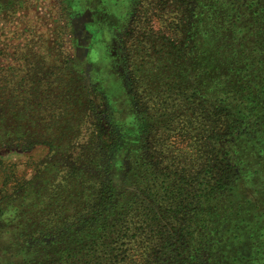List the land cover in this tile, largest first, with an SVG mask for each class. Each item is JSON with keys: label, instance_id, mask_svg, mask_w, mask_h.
I'll list each match as a JSON object with an SVG mask.
<instances>
[{"label": "rangeland", "instance_id": "rangeland-1", "mask_svg": "<svg viewBox=\"0 0 264 264\" xmlns=\"http://www.w3.org/2000/svg\"><path fill=\"white\" fill-rule=\"evenodd\" d=\"M164 2L170 6L169 0H0V264H57L62 248L94 241L85 225L76 224V215L101 184H112L123 204L136 202L145 215L141 219L162 232L166 248L174 252L165 264H264V57L248 45L247 56L232 59V47L215 41L213 56H222L216 70L239 72L227 75L228 85L245 84L246 78L238 90L244 95L250 89L254 113L241 122L243 136L214 151L219 171L222 165L234 168L233 190L189 206V180L200 182L208 164L197 147L200 113L193 125L184 113L170 129L150 125L152 130L143 131L139 123L148 112L158 120L178 110L171 103L153 112L137 108L125 60L131 52L143 71L149 68L143 60L156 49L161 54L166 44L165 51H172V42L180 39L184 45L187 37L203 51L206 27L214 34L225 26L229 38L232 34L239 42L241 35L232 6L229 24L220 17L202 29L198 25L195 37L191 26L189 34L181 31L180 18L170 7L162 8ZM259 3L253 10L264 9ZM258 16L260 24L250 12L252 28L241 31L264 33V12ZM187 53H182L188 58L183 65L174 62L175 70L150 72V86L138 88L136 97H164L167 85L160 78L173 81L182 66L188 86L202 88L201 63ZM110 126L120 135L115 146ZM52 227L63 231L40 239ZM103 233L97 231L100 237ZM150 237L132 238L127 254L135 251L126 264H143L134 254L146 251Z\"/></svg>", "mask_w": 264, "mask_h": 264}, {"label": "trees", "instance_id": "trees-1", "mask_svg": "<svg viewBox=\"0 0 264 264\" xmlns=\"http://www.w3.org/2000/svg\"><path fill=\"white\" fill-rule=\"evenodd\" d=\"M258 2H260L259 4H263L264 0H169L168 3H170V6L169 4L165 5L166 3L164 2L163 5L165 6L162 8L170 7L169 12H175V17L178 19L180 18L179 20L182 22L181 31L186 30L189 34L190 31L188 29L189 26H191V29L195 33V37H197L195 29L198 27V25H201L202 29L203 26H208V24H210L215 19L216 21L219 20L220 17H223V19H225V23L229 24V20L232 17V14L229 13V8L231 6L234 7V20L239 26L238 28L240 31H238V33L241 35V41L239 42L238 39L232 38V34H230V39L228 35L230 30L225 26H221L220 30L214 31V34L213 30L212 34L208 32L206 27L205 31L202 30V36L204 41H207L206 43L209 46L206 44L207 48L203 50L204 52L199 49L198 41L192 39L193 42H191L190 38L187 37L186 44L182 45V42L180 39H178L176 43L172 42V51L166 52L165 50L167 45L165 44L163 45L165 48L163 46L160 48V50L163 51L161 54L160 52H156L158 51L156 49L154 56H151V58L147 61L144 59L143 61H145V64L149 68H145L143 71L141 66L144 67V64L137 66L136 61L134 60V54H131V52L127 54L125 60L129 67V69L127 67V75L129 78L130 89L132 90V95L137 108L145 109L147 112L150 108H152L151 110L153 112L156 106L162 107L171 103V108L178 110L174 111L173 113H169L165 115L166 117L158 120H154V116H152V114L149 112H146V118L141 120V123H139L141 128L143 126V131L148 132L149 129L152 130L150 125L153 129H155V126L159 129L168 127V129H170L174 126V124H176V120L184 113H187L188 115L187 120L189 121V124L193 125V119L195 115L200 113V118H202V139L200 142H197V147L201 151H204L202 156L205 158V161L208 162V164H206L203 168L204 176L200 182L194 178L189 180L187 191V198L190 199L189 206L193 204L194 200H197L198 202L202 199L208 201L214 198L217 194H220L221 196L225 194V192H231L233 190V185L235 183L234 179L237 177L236 173L234 172V168H232L230 165H222L219 171L218 166H214V161H217L218 159L217 156H213L215 154L214 151L219 149L223 143L228 144L233 141V138L237 140L243 136V133H239L241 122L250 120V113H254V111L253 106L249 104V93H251L250 89L243 93L244 95H242L238 90L243 80H239L238 82L234 83V85L227 84V82H230L231 79V76L230 79H228L229 74L237 75L239 72L234 68H230V71H226L228 73L227 76L224 72H222V68L218 67L221 71L216 70V65L218 63L221 64L219 58L222 56H220L221 54L218 56L215 53L213 56V50L217 51L215 41L219 42L220 39L221 41L223 40L222 42L232 47V59L247 56L249 53L248 45L250 46V51L252 53H260L264 57V52H259V50L264 51V35H261L264 33H262L261 30H253L251 32L245 33L246 31L244 30L247 28H252L249 24H247L249 22L250 12L254 16L253 20H255L257 24H260L259 20L262 19H259L260 16L258 15L263 14L264 9L259 12L253 10ZM236 5H238V8H236ZM175 7H178L177 10ZM180 10L182 11L183 17H179ZM260 12L261 14H259ZM198 17L200 18V21L197 23L195 21L191 23V19H197ZM240 27L244 29L241 31L242 28ZM212 37L215 38L212 39ZM248 41L249 43L247 44ZM189 44H191L190 47ZM149 49L150 48H148V50ZM185 49L188 52L187 54L190 56L193 55L195 59L201 63L202 70L200 71V79L201 82H203L201 84L202 88H198L197 86H188V77L187 74L184 73L185 68L182 66L184 71L181 73L180 70H176L178 76H174L175 79L173 81L170 80L171 76L165 79L166 82L163 80V77L160 78V81L162 80L161 83L163 82L165 83L164 85H167L165 86L166 90H163L164 97L159 96L158 98L153 99L154 101L150 99L151 97H145L143 99H139V97L137 98L136 92H138V88L142 90L147 83L148 87L150 86L151 82L149 81L152 78V76H149L152 75L150 72L167 70V66H172L169 67V70L171 68L175 70L176 65H174V62H179L181 65L182 62L185 63L187 61L186 59L188 58H185L186 55L183 56L182 54ZM240 51L241 54H238L237 52ZM142 53H144V51ZM158 54H160V56H158ZM150 55L152 54L149 53L147 57ZM163 61L165 62V65L162 66L161 64ZM193 61L196 62V60ZM135 67H137V70ZM162 67L164 68L162 69ZM142 72L147 75L142 77ZM173 72L175 73V71L170 73L175 75ZM155 78L157 80L158 76L155 75ZM223 81H225L229 87ZM233 81L234 80L232 79L231 83H233ZM226 86L227 88L225 90ZM242 86H246V78L245 84L242 83ZM151 93L152 90H147V96L153 97L154 94L152 95ZM241 95L244 96L242 99L239 98ZM162 100H164V102H162ZM179 101H181L180 105ZM209 101H213L215 103H211L210 107H208L206 104H208ZM151 103L152 107L149 106ZM181 106L184 107L183 111L179 110ZM256 110L258 109L256 108ZM183 122L185 123L184 120ZM110 133V145L115 146L117 143H119L120 135L112 128V126H110ZM189 145H192L191 147H195L196 144L189 142ZM22 149H25L24 146ZM200 175L201 174L198 171L197 176L201 177ZM192 182L195 185L197 184V186L194 185V187ZM163 191L165 198L168 199V194L170 193L168 192V188ZM120 196H122V194H118L112 184L99 185L97 193L89 198L90 200L88 201L90 203L86 206V209L76 215L78 219L76 224L79 226L85 225L86 231L93 235L92 239L95 238L94 241H91V243H86L84 247L77 246L74 249L67 248L64 250L62 248L64 255H62L57 264H126L127 257H130L132 251H135V249L130 248L128 255L127 253L129 250L126 248V246L131 244L133 237L137 239L140 238L141 241L143 236H151L150 238H152L150 241L151 243L145 246L146 251L140 255L134 254V257L136 256L143 260V264H165L166 257L169 256L173 258L174 252L166 248L164 244L165 239L161 234L162 232L156 230L154 231L151 228L152 223L143 221V219H141L143 218L142 215L144 214L138 209L136 202L128 200L129 202H124L123 204ZM189 217H191V215ZM62 231V227H52L45 234H41V232H39L41 234L40 239L43 237L55 238L57 233ZM97 231L99 233H104L100 237L97 235ZM76 232L79 234V231ZM132 232H134V234L131 236L130 233ZM151 233L154 234L151 235ZM189 234H191V232H189ZM135 235H138V237ZM136 244H138V241ZM181 255L182 253H179L178 256ZM25 264L33 263L26 262Z\"/></svg>", "mask_w": 264, "mask_h": 264}]
</instances>
